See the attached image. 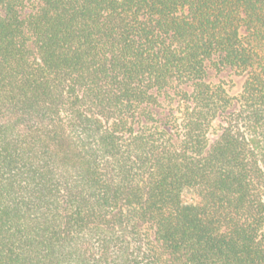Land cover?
Instances as JSON below:
<instances>
[{"label": "trees", "instance_id": "obj_1", "mask_svg": "<svg viewBox=\"0 0 264 264\" xmlns=\"http://www.w3.org/2000/svg\"><path fill=\"white\" fill-rule=\"evenodd\" d=\"M0 264H264V0H0Z\"/></svg>", "mask_w": 264, "mask_h": 264}, {"label": "rangeland", "instance_id": "obj_2", "mask_svg": "<svg viewBox=\"0 0 264 264\" xmlns=\"http://www.w3.org/2000/svg\"><path fill=\"white\" fill-rule=\"evenodd\" d=\"M29 13V9H26L22 13V17ZM218 57H212L206 62L207 67V81L213 84H219L224 87L227 93L235 98L241 90V86L244 81V76L239 75L233 70L221 66L218 63ZM189 90V88H187ZM176 109L177 101L173 95L171 99H162L159 100V105L155 109L156 119L161 124V126L168 131L175 141H178V129L176 128ZM236 106H234L230 111H235ZM223 118H218L212 126L211 133L209 135L210 143H213L216 139L220 127L223 125Z\"/></svg>", "mask_w": 264, "mask_h": 264}]
</instances>
